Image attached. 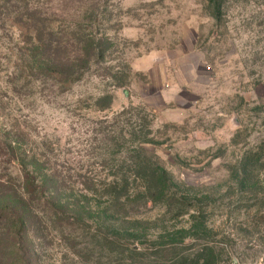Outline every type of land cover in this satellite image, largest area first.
Returning <instances> with one entry per match:
<instances>
[{
    "label": "rangeland",
    "instance_id": "374dc122",
    "mask_svg": "<svg viewBox=\"0 0 264 264\" xmlns=\"http://www.w3.org/2000/svg\"><path fill=\"white\" fill-rule=\"evenodd\" d=\"M81 37L105 54L79 80L39 75L44 44L84 57ZM24 169L92 206L72 240L70 211L35 193L38 264H264V0L0 1V181L26 187ZM123 175L134 202L101 218Z\"/></svg>",
    "mask_w": 264,
    "mask_h": 264
},
{
    "label": "trees",
    "instance_id": "16d2710c",
    "mask_svg": "<svg viewBox=\"0 0 264 264\" xmlns=\"http://www.w3.org/2000/svg\"><path fill=\"white\" fill-rule=\"evenodd\" d=\"M4 1V0H0ZM8 1V0H5ZM46 51L49 56H46L44 60L41 61L40 65V74L41 76H47L51 79H54L57 82H66V87L71 86L75 81L79 80V78L83 75V70H88L91 65L99 59L100 56L105 54V49L100 47V44H95L89 38L79 39L77 50L84 56H67V47L66 44L62 41L52 40L44 44ZM43 65V66H42ZM37 67L33 69L36 72ZM123 83V82H121ZM149 132V131H148ZM150 143L149 139H144L143 144ZM16 141L6 142L4 141L3 147L6 149L5 156L8 158V162L19 166V147L16 146ZM141 144L138 148L146 151L145 145ZM122 146L118 147L114 154L120 156L121 159L128 160L131 158L133 160L132 155L129 156V152H125L123 155L121 154V150H123ZM36 159H33V163H31L32 168L33 165L36 164ZM147 161V160H146ZM138 166L141 164L143 167L146 163L144 160H140L139 162H133ZM149 165H153L151 162H147ZM143 164V165H142ZM132 176L134 180L139 178H146L147 180H151L153 182H157L159 179V175L165 174L166 170L163 167L158 166L152 167L150 172L142 170H138L137 168L131 167ZM24 176L26 177L24 184L26 187H21L14 185L10 180L1 182L0 181V264H38L37 261V243L35 239L31 235V225L34 223V218L36 213L33 208H31L32 202L35 200V193L38 191H42V189L49 190L44 185L47 181L51 183V185H55L53 183V178L56 177V173L47 170L46 173L37 176L36 172L33 170L29 171L24 169ZM59 176V175H58ZM79 177V181L85 187L89 185H96L95 179H91L88 176L83 175L82 173H77ZM114 176H118L114 174ZM129 176L123 175L121 177V182L124 184L119 186L118 180L114 179L111 183V189H108L114 192V198L111 203L107 205V207L101 211V218L108 217L110 214L118 213L120 208H128L131 203L134 202V197H131L129 194V190L127 185H129ZM64 180V179H61ZM164 183V182H163ZM162 185V182L159 183ZM150 186L147 185V188ZM89 187L88 190H90ZM148 188V189H149ZM147 189V190H148ZM146 190V193H147ZM50 191V192H49ZM47 195L48 202L52 201L53 207L55 204H58L59 210L55 208V214L58 216L62 214L63 216L68 215L63 219L60 217V220L65 224H70V226H74L68 232V235L71 236L72 240H75L72 234H76L75 226L79 224H84L85 217L84 213L91 214L92 206L85 205L79 201L75 203H67L63 201L62 196L60 195L58 189H55L57 192L56 196L52 194L53 191L49 190ZM141 197V196H140ZM144 198V204L147 205L149 201V197L146 194L142 196ZM146 199V200H145ZM113 207V210L111 208ZM70 211V212H69ZM67 212H69L67 214ZM128 214V213H126ZM37 216V215H36ZM109 218V217H108ZM116 221V216L112 217ZM33 231V229H32ZM95 236L99 234L95 233ZM115 242V241H113ZM116 245H118V242ZM73 246V245H72ZM79 246V242H75L73 246L74 252L76 254H80L81 249H77ZM120 247L121 244H120ZM81 248V247H80ZM128 252H137L134 247H127Z\"/></svg>",
    "mask_w": 264,
    "mask_h": 264
}]
</instances>
